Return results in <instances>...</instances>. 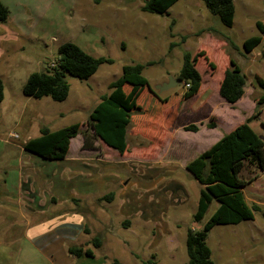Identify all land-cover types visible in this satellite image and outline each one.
<instances>
[{"label":"rangeland","instance_id":"obj_1","mask_svg":"<svg viewBox=\"0 0 264 264\" xmlns=\"http://www.w3.org/2000/svg\"><path fill=\"white\" fill-rule=\"evenodd\" d=\"M144 1L0 0L9 12L0 24V79L5 89L0 108V264H54L48 251L39 247V236H33L32 228L46 219L35 220L27 212L26 167L37 157L25 152L23 145L38 137L42 127L57 131L80 124L86 131L89 114L102 95L110 94L109 85L121 77L124 66L151 62L142 76L162 101L152 99L147 90L140 93L138 100L145 113L132 117L127 163H111L112 172L125 187H113L114 200L104 203L116 221L121 211L137 207L143 221L132 229L115 228L103 234L108 239L94 250L95 257L106 256L108 264H142L150 259L155 264H186L187 230H201L218 208L213 199L204 217L193 221L201 185L186 166L217 140L218 133L240 120L218 94V80L229 59L246 80V96L239 110L245 116L254 110L261 95L256 77L264 80V38L250 53L244 52L243 42L260 35L256 22L264 23V0H233L230 28L212 16L201 0H178L163 15L143 12ZM67 42L112 63L101 64L87 80L67 76L69 93L62 102L25 97L22 86L29 74L52 65L58 47ZM185 53L196 57L202 85L198 101L177 100L184 90L182 83L168 91L156 90L168 77L177 78ZM207 97L206 107L198 111ZM177 106L175 125L169 119ZM257 110L251 127L264 138V103ZM210 111L215 119L206 118ZM202 121H216L218 133L194 134L177 128ZM132 128L153 145L134 136ZM80 141L81 135L72 140V151ZM95 148L106 154L110 151L100 140ZM238 177L249 181L242 194L249 206L258 205L259 210L251 220L215 225L210 230L206 243L211 260L213 264H264V169L245 166Z\"/></svg>","mask_w":264,"mask_h":264},{"label":"trees","instance_id":"obj_2","mask_svg":"<svg viewBox=\"0 0 264 264\" xmlns=\"http://www.w3.org/2000/svg\"><path fill=\"white\" fill-rule=\"evenodd\" d=\"M178 0H145L141 10L146 13L163 15ZM208 12L218 19L225 27L232 26L234 17L233 0H201ZM8 9L0 2V24L8 19ZM260 35L248 38L243 42L245 53H250L264 38V23L256 22ZM210 32V30H209ZM184 40V39H183ZM173 46V45H172ZM199 54L198 57L202 56ZM196 57L189 53L183 56V63L177 75L183 87L179 100L189 99L196 95L201 86V76L195 69ZM111 64L112 60L94 58L84 52L77 45L67 42L58 47L53 64L42 72L29 74L22 86V94L28 98H50L55 102L64 101L69 93L67 76L78 80H87L101 64ZM152 63L124 66L122 75L109 85L110 94H104L89 114L87 130L82 131L80 124L51 131L46 127L40 129V135L24 143V150L49 160H61L67 155L69 143L78 134L83 138V149H94L95 141L100 140L107 147L123 154L127 150V137L131 135L132 117L145 113L142 101L138 100L140 93L147 90L152 99L162 101L160 96L152 90L147 80L142 76L146 66ZM245 76L239 66L229 59V66L223 72L219 85V95L229 104L236 103L242 98L245 87ZM261 95L257 100L254 113L245 119L234 130L225 134L209 149L189 162L186 170L201 185L197 210L193 221L199 222L208 210L213 199L219 206L199 231L188 229L186 234V264H213L211 251L206 243L207 235L215 225H235L243 220H251L259 210L258 205L249 206L242 194V188L249 181L240 179L238 174L245 166L264 169V138L255 133L250 123L257 119V106L264 103V80L256 77ZM143 89V90H141ZM3 83L0 79V103L3 100ZM207 128L215 125L209 123ZM135 131V128H132ZM186 132H197L198 125L189 124L183 127ZM135 135L144 142L153 145L149 139H143L139 132ZM113 194L109 193L103 199L111 201ZM94 248L100 246V239L93 238ZM68 253L72 256H93L90 249L70 247ZM153 258V257H152ZM142 264H155L153 259Z\"/></svg>","mask_w":264,"mask_h":264},{"label":"crops","instance_id":"obj_3","mask_svg":"<svg viewBox=\"0 0 264 264\" xmlns=\"http://www.w3.org/2000/svg\"><path fill=\"white\" fill-rule=\"evenodd\" d=\"M222 78L223 74L218 80V90ZM201 86L196 95L191 98L199 100L198 95L202 92ZM4 90L0 108L5 103ZM245 96L246 92L244 90L241 99L234 104L228 103L230 105L229 109L236 112L237 116H240L239 122L230 127L228 131L218 133V123L216 121H214L215 126L213 128H207L206 125L209 123L202 121L198 124V131L192 133L201 134L204 130L206 134L218 133V138L213 143L215 144L225 134L234 130L254 113L255 107L253 112L246 116L242 110H239L238 105L245 100ZM207 100L208 97L203 99L196 109L201 112L206 107ZM195 102L191 103V105L193 106ZM251 105L253 104L251 103ZM178 114L179 108L177 106L174 109L173 117L169 121L173 120L175 125L178 124ZM209 116H213L215 119L211 111L208 112L206 118ZM174 123L172 124L173 127ZM184 125L181 124L177 128L185 127L186 125ZM128 138L129 136L127 140ZM73 139L70 140L68 152L64 159L49 160L32 153L37 159L33 160L32 165L26 167V171L29 173L28 180L25 183L24 194L28 204L27 212L31 216H35V220H46L44 221L45 223L43 222L34 228L29 223L28 228L33 229L35 238L39 236V247L48 251V259L54 264H108L106 256L95 257L94 250L101 249L104 241L106 242V239H108L103 234H110L115 228L132 229L135 225L138 226L140 221H143L142 212L138 207L130 210L126 208L121 211V216H119L117 221L112 219L113 213L104 203L112 202L115 196L113 195L111 201L103 199L104 196L111 193L113 187H125V184H122L123 180L112 172L111 163L122 165L127 163L125 156L128 154V143L127 150L123 154L105 145L111 151L106 154L96 148L83 149L82 135L81 141L77 145L78 148L72 151L71 142ZM211 146H208L206 150ZM76 203H78L79 207ZM123 204H125L124 200H122ZM37 215L40 216L37 217ZM93 238L100 239L98 248L92 246L91 240ZM73 246L81 247L83 250L90 249L93 256H72L68 253V249ZM112 263L114 264L116 261H112Z\"/></svg>","mask_w":264,"mask_h":264},{"label":"water","instance_id":"obj_4","mask_svg":"<svg viewBox=\"0 0 264 264\" xmlns=\"http://www.w3.org/2000/svg\"><path fill=\"white\" fill-rule=\"evenodd\" d=\"M181 80L179 78L173 79L172 77H168L167 81L162 83L161 85H158L156 87V90H158V92H164V91H168L171 90L179 85H181ZM260 138H262L260 136Z\"/></svg>","mask_w":264,"mask_h":264},{"label":"built area","instance_id":"obj_5","mask_svg":"<svg viewBox=\"0 0 264 264\" xmlns=\"http://www.w3.org/2000/svg\"><path fill=\"white\" fill-rule=\"evenodd\" d=\"M183 87L185 88V89H187L188 87H189V85L188 84H183Z\"/></svg>","mask_w":264,"mask_h":264}]
</instances>
